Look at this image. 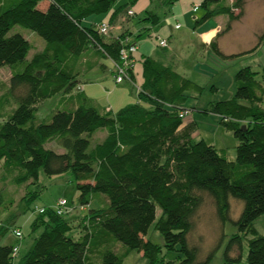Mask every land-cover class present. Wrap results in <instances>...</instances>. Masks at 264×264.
Wrapping results in <instances>:
<instances>
[{
    "label": "trees",
    "instance_id": "obj_1",
    "mask_svg": "<svg viewBox=\"0 0 264 264\" xmlns=\"http://www.w3.org/2000/svg\"><path fill=\"white\" fill-rule=\"evenodd\" d=\"M44 1L0 0V67L11 69L7 95L16 105L6 110V94L0 93L1 176L23 187L39 181L41 172L48 176L71 172L80 206L64 198L67 205L59 214L60 198L52 209L39 208L32 230L41 225L45 230L15 263L20 251L17 242L24 236L21 228H13L15 219L37 198V192L24 189L18 207L13 208L19 212L6 220L0 215V264H123L126 253L116 244L142 252L148 264H209L217 248L199 258V248L189 238L203 193L214 198L220 221L231 220L237 229L224 250V263L264 264V234L255 226L264 215V84L252 68L241 67L236 73L234 97L211 103V111L239 142L235 160L204 139L197 140L192 122L185 121L187 114L180 116L190 110L184 107L188 93L204 88L153 57L144 60L137 102L117 113L104 112L86 94L78 93V105L59 108L49 122H38V101L81 89V77L94 60L91 56L86 63L88 51L97 50V56L110 59L114 69L113 61L120 60L119 40L139 43L161 21L150 10L135 20L133 0L118 7L117 0H48L43 8ZM177 1L162 3L170 6ZM246 5L247 0H201L198 9L203 14L195 23L227 15L229 30L230 22L244 15ZM102 14H109L107 35L99 29L104 19L85 22ZM117 22L121 30L115 36L112 28ZM140 24L150 27L142 26L136 33L133 27ZM16 25L38 33L46 47L28 58L30 41L20 32L10 34ZM263 40L264 31L254 50ZM210 46L227 57L218 38ZM99 129L107 134L93 143ZM53 141L64 151L47 147ZM232 198L243 202L238 219L231 217ZM3 201L0 194V204ZM85 209L89 214L77 219L74 214ZM70 215L77 220V237L71 234ZM153 225L168 250L183 253L176 262H166L162 247L148 238ZM10 232L14 240L7 237ZM234 248L236 257L230 254Z\"/></svg>",
    "mask_w": 264,
    "mask_h": 264
},
{
    "label": "rangeland",
    "instance_id": "obj_2",
    "mask_svg": "<svg viewBox=\"0 0 264 264\" xmlns=\"http://www.w3.org/2000/svg\"><path fill=\"white\" fill-rule=\"evenodd\" d=\"M127 1L129 0H117L115 7ZM131 5L132 8L137 11L135 17L137 21L143 18L148 10L154 11L160 16L162 21L161 24L158 26L153 25L151 33L159 32L160 29L162 30L164 28H169L170 30L171 26H173V24L167 20L169 16H172V7L171 5L168 6L162 3V0H133ZM189 6L190 5L187 7ZM186 8H184L183 16L178 20L175 19L176 23L181 25V29L177 31L174 30L173 35L169 38V47L166 48V50L173 49L172 54L174 58L172 65L176 67L175 69L204 88L203 91L199 93L193 91L188 93L184 107L190 110L185 121L192 120L191 122L194 126L193 136L197 140L204 139L208 143L215 145L217 150L226 155L229 160H235L236 148L239 142L233 132L222 125L220 116L211 111V103L234 97L237 88L235 76L241 67L250 66L256 73L257 79L261 80L264 84V40L260 47L254 50L258 44L260 35L264 31V0H247L244 15L239 20L232 23L230 22L231 28L229 30H226L229 17L227 15H220L222 16L220 19V22L223 23L222 28L225 30L218 37V42L221 51L227 55V57L218 55L211 46L206 47L205 45L198 44L196 30H194L195 25L193 16H198L199 14L202 16L203 11L201 9L198 14H193L187 12ZM108 16L109 14L92 16L87 18L85 22H87V24L93 22L98 23L104 18L107 19ZM216 22L218 21L212 18L207 22L206 27L215 25ZM114 29L115 28H112V31H114ZM15 32L22 33L32 44V49L29 52L28 58H31L34 53L44 49L47 45L46 40L31 29L16 25L10 31V34ZM155 34L153 35L154 39H152V41L155 45V49L161 52L163 49L159 44V36L156 37ZM99 58L101 59V63L105 64L106 67L100 66L97 69H93V67L88 69L86 67L87 70L81 79L82 83H87L89 81L96 82L100 77L104 78L106 83L105 87H107V89L103 92L101 85L98 86L100 95H98V99L96 100L99 104L97 101L95 102V105L102 111L103 108L100 106L106 105L110 96L109 91H114L113 88H115L117 83H114L115 77L114 73H112V61L105 57ZM11 75V69L8 66L0 67V93L6 94L5 100L7 106H9L6 110L8 111L16 107L14 104L15 100L7 95ZM118 86H120L119 88H122V86L126 87L122 95L130 99L131 103L137 101V91L135 88H131L127 83ZM117 92L111 95L112 100L116 98L119 92H123V90ZM64 96L65 94H58L51 98L38 101L35 104L37 121L49 122L52 114L57 111V109H69L73 101L64 98ZM262 105L264 107V101ZM106 134L107 131L105 129L97 130L94 133L93 143L101 141ZM47 147H51L58 152L64 151L55 141L49 143ZM1 174L2 163L0 162V194H2V198H4V204H0L1 220H6L11 213L15 212L13 208L15 206L18 207L17 198L19 199V197L25 193L24 189L37 192V198L33 201L30 209L24 214L16 217L15 226H13V228H21L24 233L23 238L20 240L18 239L17 242L20 248L15 259V263H17L20 258L26 254L34 238L38 237L45 230V225H41L36 231L32 230V223L38 217L39 212L37 210L43 207L54 208V205L60 198H66L70 204L80 206L79 191L76 188V182L71 172L54 176H48L41 172L39 181L34 183L28 182L24 184L23 187H18V185H16V187L11 180L3 179ZM11 198H13V200H11L12 202L7 204ZM231 202V217L232 219H238L243 208V202L233 198ZM5 203L7 206H5ZM93 205L94 207L96 206V204ZM18 212L19 211H16L15 214ZM159 213L160 209H158V214ZM88 214L89 210L85 209L74 215H77V219H82ZM71 216L72 215L67 216V219L70 221L72 220L71 223L73 224L71 234L77 237L80 233L77 232V220H74L75 218L70 219ZM192 220L193 230L189 238L193 244L198 246L200 251L199 258H203L210 251L217 248V252L209 264H225L223 261L224 250L231 236L237 231L236 226L231 220H226V222L220 221L214 198L205 193L202 195V203L195 212ZM255 226L264 234V215L260 216L255 221ZM7 237L14 240L12 232H10ZM148 238L162 247L163 252L161 255L166 262H176L178 258L183 255L180 251L168 250L163 245V239L160 233L155 230L154 225L149 230ZM115 248H122L120 252L126 253L123 264H148L142 252L129 250L124 245L120 247L118 244L115 245ZM230 254L236 257L237 248H234Z\"/></svg>",
    "mask_w": 264,
    "mask_h": 264
},
{
    "label": "crops",
    "instance_id": "obj_3",
    "mask_svg": "<svg viewBox=\"0 0 264 264\" xmlns=\"http://www.w3.org/2000/svg\"><path fill=\"white\" fill-rule=\"evenodd\" d=\"M184 1H186V2H184ZM200 3H201V0H178L173 5H171V7H172V13H171L172 16H169L167 18L168 22L173 24V26H171V29L169 30V28H164L162 30L160 29L159 32H154V33H151L152 30H149V32L147 34H145L143 37H141V39L138 40L139 41V43H138L139 44V48H138V51H137V53L135 54V57H134L135 66H134V69H133V79L126 80L125 82L120 83V84L127 83V85H129L131 88H135L136 89V91H137V101L139 100L138 99V87H141V85L144 82V60L146 58H148V57H153V58H155V59H157L159 61H162L165 64H169V65L173 64V58H174L173 54H172L173 49L166 50V48L169 47V40H170L169 38H171V36L173 35L174 30L177 31L178 29H181V27L180 28H176L175 27L177 24H179V23H176L175 19L178 20L179 18H181L183 16L184 8H186L188 5H190V6L186 8L187 12H189V13L191 12L193 14H198L201 9L199 8L197 11H194L193 7L195 5H200ZM48 4H49V1L46 0V1L42 2V7L46 8ZM135 12L137 13V11H135ZM200 17H201L200 14L198 16H196V15L193 16L194 25H195L194 26V30H196V35H197L196 39H197L198 44L203 45V46L205 45L206 47H209L211 42L213 40H215L216 38H218L219 32H221L222 29H223L222 28V24L223 23L220 22V19H221L222 16L213 17V19L217 20L218 22H216L215 25H209L208 27H206L207 26L206 24H207V22H209L210 19L205 21V22H203V23H201L198 26L196 25L195 22ZM108 18H109V16H108ZM104 20L107 21L106 18H104ZM161 22L162 21H160V24H161ZM115 24H116V27H115V29L113 31L114 35H115L116 32H120V30H121L119 22H117ZM160 24H158V25H160ZM158 25H155V26H158ZM142 26H145V24L144 25H142V24L135 25L133 27V30L137 33V32H139V30H141L143 28ZM199 26H201V27H199ZM145 27L149 28L150 26L146 25ZM197 30H199V31H197ZM154 34L156 35V37L159 36V40L162 39V38L167 39L168 45L166 47L160 46L163 49V51H161V52L158 51L157 49H155V45L153 44L152 39H154V37H153ZM175 34H177V33H175ZM166 36H167V38H166ZM97 54H98L97 50L88 51L87 58L85 59L86 63H87V61H91L90 57L92 56V58L94 60L92 62H90V63H93V65H92L93 69L94 68L97 69L100 66L101 67H106L105 64L101 63V59L99 58L100 56L98 55L99 56L98 57ZM174 68H176V67H174ZM112 73H113V70H112ZM113 81H114V79H113ZM114 83H115V81H114ZM105 84L106 83L104 81V78H102V77L97 79L96 82L95 81H89L87 83H81V85H80L81 87H79V88H81L80 90L75 89V91L72 94L65 95L64 97H66L67 99H71L73 101L72 102V107H75L80 102L79 96H77L76 94L84 93V94L87 95V97L95 105V102L97 101L96 99H98V95H100L98 86L101 85V88L103 89V92H104V90L107 89V87H105ZM120 84H117L115 86V88H113L114 91H112V90L109 91L110 96H109L108 101L106 102V105L105 106H103V105L100 106L101 108H103L102 111L106 112V111L110 110L112 113H117L122 108H124V107H126V106H128L130 104L135 103V102L131 103L130 99H128L126 96L124 97L122 95L125 92L124 89H126V87H123L124 86L123 85L122 88H119L120 86H118V85H120ZM95 85H97V86H95ZM88 87H89V89H88ZM87 89H88V91H87ZM118 90L119 91L123 90V92H119ZM116 92L118 93V95L116 96L115 99L112 100L111 99V95L113 93H116ZM97 103L99 104L98 101H97ZM191 121L192 120H188L187 123H191Z\"/></svg>",
    "mask_w": 264,
    "mask_h": 264
},
{
    "label": "built area",
    "instance_id": "obj_4",
    "mask_svg": "<svg viewBox=\"0 0 264 264\" xmlns=\"http://www.w3.org/2000/svg\"><path fill=\"white\" fill-rule=\"evenodd\" d=\"M199 5H195L193 7L194 11L198 10ZM130 14H134V12L132 10L129 11ZM176 28H180L181 25L177 24L175 26ZM111 25L108 21H103L99 24V29L101 31V33L103 34H108L110 31ZM120 44L122 45L121 50H120V60L117 61H113L114 64V77H115V82L117 84H120L126 80H131V71H133L134 66H135V61H134V57L135 54L138 51L139 48V44L137 42L134 43H129V38L127 39H121L119 40ZM159 44L162 47H166L168 45L167 39L162 38L159 40ZM140 89V87H138V90ZM189 111H183L181 112L180 116L184 117L185 114H188ZM59 209H58V213L62 214L65 211V206L67 205V200L64 198H61L59 200Z\"/></svg>",
    "mask_w": 264,
    "mask_h": 264
}]
</instances>
